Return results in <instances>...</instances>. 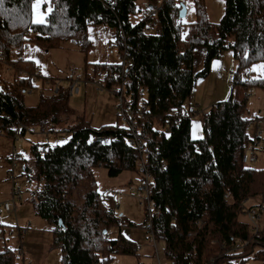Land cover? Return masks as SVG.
Instances as JSON below:
<instances>
[{
	"label": "trees",
	"instance_id": "1",
	"mask_svg": "<svg viewBox=\"0 0 264 264\" xmlns=\"http://www.w3.org/2000/svg\"><path fill=\"white\" fill-rule=\"evenodd\" d=\"M32 1L0 0V59L27 72L11 80L0 76L1 134L15 136L20 123L56 133L63 130L58 128L62 115L72 113L69 89L46 82L54 81L51 76L44 77L37 103L26 102L29 91L37 87L38 68L25 54L27 40H39L48 48L73 40L88 51L93 43L89 24L108 23L115 27L122 54L123 28L130 57L126 93L136 103L143 99L146 104V116L139 121L140 137L158 211L153 231L164 241L167 258L173 264H230L234 259L245 264L251 257L264 261V221L255 235L250 222L240 218L245 199L261 197L264 204V169L243 162L247 148L254 151L261 144L258 129L264 124L256 125V140L251 139L246 106L250 90L264 89V74L252 76L246 68L253 61L264 65V0H226L218 21L209 19L204 0H195L197 17L188 27L179 14L183 0H147L149 5H160L157 32L145 31L148 18L144 15L138 22L130 20L136 0H51L44 24L32 23ZM225 48H231L238 59L232 81L235 91L205 114L204 136L194 138L192 112L185 110V100L192 97L198 79L209 73L211 59ZM200 53L204 67L198 69ZM88 62L99 80L108 85L120 82L121 60ZM89 63L84 72L80 70L87 79ZM44 84L52 87L46 89ZM172 111L182 115L179 123L172 122ZM78 117L68 128L72 133L67 142L34 143V164L24 171L29 180L40 183L30 199L36 214L51 225L53 246L63 251L62 264H108L114 254H137L138 249L122 233L128 222L117 214L113 194L99 191L96 169L105 167L114 177L139 170L141 154L128 143L126 125L95 129ZM25 134L22 129L20 135ZM103 136L111 138L99 141ZM42 145L47 147L43 154ZM146 222L147 214L144 227ZM24 225L17 226L19 246L14 247L9 243L14 229L7 235L6 225L0 223V264H29L20 249ZM114 227L119 231L112 238ZM247 241L243 250H235Z\"/></svg>",
	"mask_w": 264,
	"mask_h": 264
},
{
	"label": "rangeland",
	"instance_id": "2",
	"mask_svg": "<svg viewBox=\"0 0 264 264\" xmlns=\"http://www.w3.org/2000/svg\"><path fill=\"white\" fill-rule=\"evenodd\" d=\"M183 2L187 6V14L183 20L186 27H188L197 17L196 3L195 0H183ZM33 3H35V0L32 1ZM204 3L209 19L212 21L220 20L225 13L226 0H204ZM147 5V0H136V10L130 13V20L132 22L141 20ZM49 8L51 9V0L49 3L41 4L40 11L44 14L45 21ZM32 19H35L33 9ZM115 32V27L111 24L90 23L88 35L92 38L93 43L88 51L83 50L73 40L66 41L62 47L51 48L46 47L39 40H27L25 43V54L32 59L38 68L34 80V84L37 87L29 91L31 93H28L26 102L28 104L37 103L41 93L39 88H42L45 76L54 78L53 82H49L51 85L57 86L60 83L65 89H68L70 81L66 76L71 66H78L84 72L89 63H86V59L92 62L120 61L121 56L119 47L115 42ZM260 65H263L262 61H253L246 69L252 76H261L264 74V71L259 68ZM92 67V63H89L88 72L90 75H88V78L100 79ZM202 67H204V58L200 53L197 55V68L200 69ZM237 68L238 59L234 56L233 50L231 48L223 49L211 59L209 73L198 79L193 91V97L185 100V110L192 112L191 134L194 138L204 136L205 114L212 109V106L216 102L227 99L232 90L235 91L232 81ZM40 70L41 74L38 75ZM26 73L24 69L15 67L6 62V60L2 61L0 59V76L2 78L11 80L18 75H26ZM103 81L107 82L106 80ZM44 85L46 89L52 87ZM80 87V93L76 92L72 94L69 100L71 112H75V114L72 115L71 113L68 117L65 114L62 115L64 120L58 128L62 127L63 130L56 133H48L47 129H45L44 134L26 133L25 135H18L16 138L14 136L7 137L5 133H0V223L6 225L7 235L14 229L15 236L9 239L10 245L14 247L19 246L16 237L17 226L23 225L27 221L32 223L28 233L23 236L20 248L27 263L62 264L63 259L62 249L53 246V232L50 223L36 214L34 203L30 199L31 192L40 184L37 181L29 180L24 171L26 165L32 166L35 161L32 145L38 143L54 146L67 142L72 133L68 128L74 126L79 121L78 116H83L85 121L95 129L107 126H125V122L118 115L116 106L117 96L115 94L111 93L108 89L99 90L96 83L92 81H83ZM142 96L146 97V92ZM245 116L249 119V122L251 121L249 135L255 141L257 137L255 120L264 119V89L262 87L256 88L250 93ZM159 129L167 130V126L159 125ZM261 131V144H256L258 146L254 151L251 150V146L246 150V155L249 158L253 154L257 155V161L251 162L248 165L258 169H264V124L261 126ZM13 150L20 155V159L11 175L9 171L11 169V161L8 157L12 154ZM96 177L99 191L104 195L113 194L117 214L122 215L128 222L126 226L122 227V233L132 240L138 249L137 254L116 253L108 264H159L155 246H157L161 261L170 264L169 258L166 256L164 241L157 239L155 245V242L150 240L147 229L144 228L148 205L145 191L137 190V187L143 183L141 168L139 170H125L120 175L114 177L108 174V170L105 167H98L96 169ZM13 187H21L23 200L17 201L18 208L16 210L6 212L3 204L11 201ZM260 199L261 197L245 199L243 201L245 203L244 210L240 214V218L249 221L247 208L252 205L264 206L262 204L263 201ZM263 221L264 212L262 213L261 225ZM118 231V227L111 229L112 238L117 236ZM214 242L215 240L212 241V243ZM217 246L218 244L215 243L214 247ZM215 255L219 256V253H215ZM227 263L225 262L224 264ZM230 264H240V261L234 259ZM245 264H264V261L251 257Z\"/></svg>",
	"mask_w": 264,
	"mask_h": 264
},
{
	"label": "built area",
	"instance_id": "3",
	"mask_svg": "<svg viewBox=\"0 0 264 264\" xmlns=\"http://www.w3.org/2000/svg\"><path fill=\"white\" fill-rule=\"evenodd\" d=\"M148 4V3H147ZM159 8V4H155V5H147L146 8L144 9V16H146L148 18L147 23L145 25V31L146 32H157L160 28V24L157 20V11ZM122 30V37L125 40V44H124V50L122 51V54H120L121 56V64H122V68L121 71L119 73L118 76H120V82L115 85V84H111L108 85L105 82L99 80V79H87L83 76L82 72L80 71L78 66H71L69 68V71L67 73V78L70 81V85L68 87L70 94H75L76 92H79L80 90V85L81 82L83 81H90L93 80L94 83H96L97 88L99 90H105L108 89L111 93L115 94L117 96V101H116V106H117V111H118V115L121 118V120H123L125 122V125L127 126V128L130 131V136L128 138V143L137 148L138 151L141 154L140 157V168L143 172V177H142V185H140L139 187H137V190L139 191H145L146 194V201H147V205H148V209H147V222H146V226L144 228L147 229V232L149 233V237L150 240H152L153 242H155V245L157 243V237L153 231V217L157 214V210L155 208V203L152 201V197H151V180H152V174L148 169L146 160L144 158V152H145V147H144V142L140 137V125H139V121L140 120H144L146 113H145V107L146 104L144 102L143 99H141L139 102H135L134 99H132L131 97H129L126 93V69L129 66L130 63V57L128 56V52H127V35L126 32L124 31L123 28H121ZM98 81V82H96ZM47 82H50L49 80H47ZM58 87H56L57 89ZM34 90V88H32ZM252 92V90L249 91V94ZM173 115V119L172 122L175 123H179L180 119L182 117V115L178 114L176 111H172L171 112ZM264 122V119H258L255 120L256 125L260 126L262 123ZM170 127V126H168ZM251 127V121L247 123V130H249ZM22 129H25L26 133H31V134H37V133H45V130L43 129H39L36 126H29L25 123H20L17 127V131L15 133L14 138H16L18 135H20V131H22ZM2 131H0L1 133ZM259 134H261V131L259 129ZM111 137L109 136H103L101 138H99V141H108ZM259 142V141H258ZM257 142V143H258ZM41 149V153L43 154L47 147L45 145H42L40 147ZM20 159V155L18 153H16L15 151H13V155L11 156V175L14 172V169L17 166L18 160ZM257 161V155L253 154L251 158H249L247 155H245L243 157V162L245 164L247 163H251V162H256ZM21 195H22V189L21 187H13V192H12V199L11 201H8L6 203L3 204V208L4 210H6L7 212H12L14 210V208L17 205V201L21 199ZM106 195V194H105ZM106 196H104L105 198ZM245 204V203H244ZM264 212V206H257V205H253L247 208V215L249 218V222L251 225V230L255 235H259L260 231H261V220H262V213ZM199 224L202 223L198 222ZM32 226V223L30 221H27V223L21 227V231L22 233L26 234L28 232V230L30 229V227ZM190 236H192V233L189 234ZM249 244V241L245 242V243H240L237 245V249H235L236 251H241ZM155 250L157 253V258H158V262L159 264H169V263H163L160 259L159 256V251L157 249V246H155ZM170 264H173L172 261L169 259Z\"/></svg>",
	"mask_w": 264,
	"mask_h": 264
},
{
	"label": "snow or ice",
	"instance_id": "4",
	"mask_svg": "<svg viewBox=\"0 0 264 264\" xmlns=\"http://www.w3.org/2000/svg\"><path fill=\"white\" fill-rule=\"evenodd\" d=\"M50 0H35V3L31 5L32 9L35 12V19H33L32 23L35 24H44L45 23V16L44 14L40 11L41 4L43 3H49ZM49 11L51 9L49 8ZM259 68L264 71V65H260Z\"/></svg>",
	"mask_w": 264,
	"mask_h": 264
},
{
	"label": "water",
	"instance_id": "5",
	"mask_svg": "<svg viewBox=\"0 0 264 264\" xmlns=\"http://www.w3.org/2000/svg\"><path fill=\"white\" fill-rule=\"evenodd\" d=\"M180 4H181V8H180L179 14H180L181 17H185L186 14H187V6H186V4L183 1H181ZM60 224H62L61 220H60Z\"/></svg>",
	"mask_w": 264,
	"mask_h": 264
},
{
	"label": "crops",
	"instance_id": "6",
	"mask_svg": "<svg viewBox=\"0 0 264 264\" xmlns=\"http://www.w3.org/2000/svg\"><path fill=\"white\" fill-rule=\"evenodd\" d=\"M116 42V41H115ZM95 62V61H94ZM100 62H102V61H100ZM90 81H92L93 82V80H90ZM84 82H87V81H84ZM86 86H88V85H86ZM89 87V86H88ZM80 91H81V87H80V90H79V93H80ZM194 94V93H193ZM193 97V96H192ZM261 131V130H260ZM258 132H259V129H258ZM35 190V189H34ZM23 200V196H22V198L19 200V201H22ZM18 208V205H16V207L14 208V210H16ZM6 211V210H5ZM24 225V224H23ZM19 226H22V225H18V227ZM28 233V232H27ZM33 264L32 262H29V264Z\"/></svg>",
	"mask_w": 264,
	"mask_h": 264
}]
</instances>
